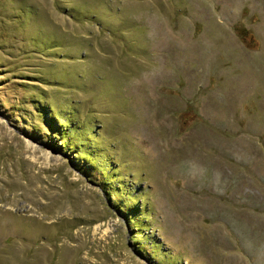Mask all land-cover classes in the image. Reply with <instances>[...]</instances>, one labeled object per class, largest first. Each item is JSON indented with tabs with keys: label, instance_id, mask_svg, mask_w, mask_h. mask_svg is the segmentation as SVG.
<instances>
[{
	"label": "rangeland",
	"instance_id": "obj_1",
	"mask_svg": "<svg viewBox=\"0 0 264 264\" xmlns=\"http://www.w3.org/2000/svg\"><path fill=\"white\" fill-rule=\"evenodd\" d=\"M0 264H264V0H0Z\"/></svg>",
	"mask_w": 264,
	"mask_h": 264
},
{
	"label": "trees",
	"instance_id": "obj_2",
	"mask_svg": "<svg viewBox=\"0 0 264 264\" xmlns=\"http://www.w3.org/2000/svg\"><path fill=\"white\" fill-rule=\"evenodd\" d=\"M239 37H240V39L244 42V34L240 33V34H239ZM127 221H128V223H130L131 228H134V229L137 228L136 226L131 225V219H129V217L127 218Z\"/></svg>",
	"mask_w": 264,
	"mask_h": 264
},
{
	"label": "flooded vegetation",
	"instance_id": "obj_3",
	"mask_svg": "<svg viewBox=\"0 0 264 264\" xmlns=\"http://www.w3.org/2000/svg\"><path fill=\"white\" fill-rule=\"evenodd\" d=\"M244 40H248V34L244 35Z\"/></svg>",
	"mask_w": 264,
	"mask_h": 264
}]
</instances>
